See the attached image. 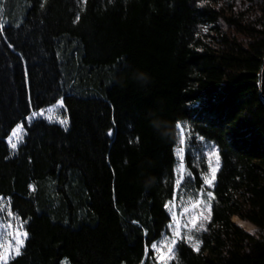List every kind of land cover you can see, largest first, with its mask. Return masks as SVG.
Returning a JSON list of instances; mask_svg holds the SVG:
<instances>
[{"label": "trees", "instance_id": "trees-1", "mask_svg": "<svg viewBox=\"0 0 264 264\" xmlns=\"http://www.w3.org/2000/svg\"><path fill=\"white\" fill-rule=\"evenodd\" d=\"M0 20V195L28 232L8 264H160L163 205L196 196L211 143L199 250L166 264H264V0H0ZM28 95L67 123L36 118L13 152ZM181 147L195 181L174 197Z\"/></svg>", "mask_w": 264, "mask_h": 264}, {"label": "snow or ice", "instance_id": "snow-or-ice-1", "mask_svg": "<svg viewBox=\"0 0 264 264\" xmlns=\"http://www.w3.org/2000/svg\"><path fill=\"white\" fill-rule=\"evenodd\" d=\"M39 7H40V9H44L45 3L41 2ZM79 19H80V17L77 16L76 21H79ZM76 21H74V22H76ZM3 25H4V22L2 20H0V28H2ZM202 30L207 31V28H203ZM5 36H6V32L0 33V40L4 39ZM8 47L14 48L15 45L9 43ZM23 79H24V83H25L27 89L30 91V74H29V71H28L26 66L23 69ZM56 105L63 106V100L62 99H55V105L54 106H56ZM38 107H39V105L31 99L30 95H28L27 96L26 113L28 111H30V115L26 114V115L22 116L21 121H27L29 123L23 124V125H22V123H15L14 127H11V134L7 136V144L10 145L13 152H18V150L25 143L24 140H21L17 136L18 130L21 129L22 126L28 127L30 129L32 124L36 123L35 118L43 115V109H40L39 111L34 110ZM60 123L62 125L66 124L67 120L66 119L61 120ZM175 127L177 129L181 130V136H180L179 143H180V145H184L185 144V137H184V133H183L181 123L177 122ZM109 134H112V133L110 132ZM14 138H16L15 142H14ZM184 151H185V149L183 147H181L179 150H177L175 152V154L177 156H179L180 160H181L179 168L174 170L177 175H180L182 170L185 167L184 157H183ZM216 151L217 150L215 148H212L211 152L205 153V155L208 156V163H207L208 174H202L199 177V179L202 181V184H201L202 191L200 193V195H202V196L205 194L203 192V189L214 186V184L216 182L215 178H216V174H217L218 169L216 167L212 166V161H211V156L216 154ZM194 181H195V177H193L191 172H189L187 175L181 176L180 179H176L175 184L173 186V196L175 197L178 194V189L180 187H182L185 182H194ZM29 188H32V185H29ZM206 196L208 197V199L210 201L215 199L214 192L211 190L206 192ZM3 200H4V197L2 195H0V201H3ZM197 205H199L202 208L206 207V205L202 201L197 200L192 205L193 209ZM163 207L171 212L172 211V202L171 201L165 202ZM6 208H7V217L19 218L18 214L14 213L12 210L10 197L8 198L7 204L0 202V213H3ZM183 211L186 213L188 210L184 209ZM207 219H208V216L203 217V220H207ZM197 220H198L197 216H195V215L191 216L190 219L186 222V226H189L191 229H194L196 231L204 230L203 220H201V222L199 224H197ZM172 222H173L172 224L168 225V227L170 229H172V236L170 238V241L167 243H165L164 241L159 242L162 246H164L168 249V255L165 256L164 259L160 261V264H166L167 260L169 258H171L172 252L174 251V248H175L176 244L178 243V241L186 240L189 243V245L191 246V248L193 249V251L199 250L200 242L197 240H194L192 235H188V236L183 235V233L181 231V225L177 221V217H176V214L174 212L172 213ZM25 223H26L25 221H22L21 224L17 226L18 230L10 233L11 236L15 237V248H12V246L9 245L8 251L0 250V261H2L3 264H8V260L10 258H12L13 252L15 253V256H19L22 254L21 250L24 247L25 240L28 239V232L27 231H21L19 229L23 228ZM8 227L11 228V224H9ZM150 247L157 257H159L161 255L157 242H155V241L152 242ZM147 251H148V246H146V248H145L146 253H147ZM142 264H144L143 261H142Z\"/></svg>", "mask_w": 264, "mask_h": 264}, {"label": "rangeland", "instance_id": "rangeland-1", "mask_svg": "<svg viewBox=\"0 0 264 264\" xmlns=\"http://www.w3.org/2000/svg\"><path fill=\"white\" fill-rule=\"evenodd\" d=\"M54 105L55 104L44 108L43 109V115L39 116V117H36V118H44L45 120H47L49 122H54V123L61 124L60 121L61 120H65L64 117L61 114V110L63 109V106H59V105L54 106ZM37 111H39V110H37ZM19 123H22V122L20 121ZM22 125H23V123H22ZM63 125H65V124H63ZM17 136L22 140V137H23V126H22L21 129L18 130ZM15 139L16 138H14V142H15ZM211 144H212L213 147H209V150H207V152H211L212 148L216 149L214 144L213 143H211ZM211 161H212V166L216 167L218 169L219 161H218V157H217V152H216V154L211 156ZM207 162H208V156H207ZM183 172L184 171L182 170L180 176H183ZM206 174H208V171H207ZM209 190H211V187L204 188L203 192L205 194L202 196V195H200V193L202 191V188L200 187L197 190L196 196H194V197H186V198L180 197V199L178 198L176 201L172 202V211L170 213H171V216H172L173 212L176 214L177 221L181 225V231H182L183 235L184 236L192 235L193 239L197 240V241H198V239L195 236H196V234L199 231H196L194 229H191L189 226H186V222L193 215L198 217L197 224H199L201 222V220H203L204 216H208V219L207 220H203V224L209 220V213H210L211 202H212V200L210 201L208 199V197L206 196V192L209 191ZM197 200L202 201L206 205V207L202 208L199 205H197L193 209L192 205ZM0 202L5 204L4 201H0ZM184 209H187L188 211L185 213L183 211ZM172 223L173 222H171L170 224H172ZM9 224H11V228L8 227ZM20 224H21V222H19L18 219L7 217V208L5 209V211L3 213H0V250L8 251L9 245H11L12 248H15V237L11 236L10 233L17 231L18 230L17 226L20 225ZM240 227H242L245 231H248V232H253L254 231V226H252L249 223H247L246 226H240ZM19 230L24 231L23 228H20ZM171 236H172V229H170L168 227L167 232H164L162 234V236L158 240L155 241V242L158 243L159 251L161 253V255L159 257H157L155 255L158 263H160V261L163 260L164 257L168 255V249L166 247L162 246L159 242L164 241L165 243H167V242L170 241ZM13 255H15L14 252H13L12 256ZM169 259L167 260V262L169 261ZM2 263L3 262L0 261V264H2ZM65 263H66L65 260H63L61 262V264H65Z\"/></svg>", "mask_w": 264, "mask_h": 264}, {"label": "water", "instance_id": "water-1", "mask_svg": "<svg viewBox=\"0 0 264 264\" xmlns=\"http://www.w3.org/2000/svg\"><path fill=\"white\" fill-rule=\"evenodd\" d=\"M260 95L264 101V65L260 71Z\"/></svg>", "mask_w": 264, "mask_h": 264}, {"label": "bare ground", "instance_id": "bare-ground-1", "mask_svg": "<svg viewBox=\"0 0 264 264\" xmlns=\"http://www.w3.org/2000/svg\"><path fill=\"white\" fill-rule=\"evenodd\" d=\"M230 220H231L233 223L237 224L238 226H246V224H247L246 222L240 220V219H239L237 216H235V215L231 216Z\"/></svg>", "mask_w": 264, "mask_h": 264}]
</instances>
